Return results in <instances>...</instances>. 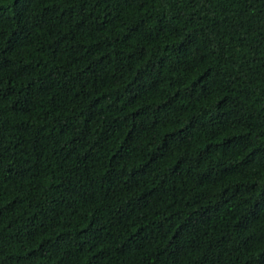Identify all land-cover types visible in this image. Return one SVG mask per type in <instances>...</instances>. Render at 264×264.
<instances>
[{"label": "trees", "instance_id": "trees-1", "mask_svg": "<svg viewBox=\"0 0 264 264\" xmlns=\"http://www.w3.org/2000/svg\"><path fill=\"white\" fill-rule=\"evenodd\" d=\"M0 264H264V0H0Z\"/></svg>", "mask_w": 264, "mask_h": 264}]
</instances>
